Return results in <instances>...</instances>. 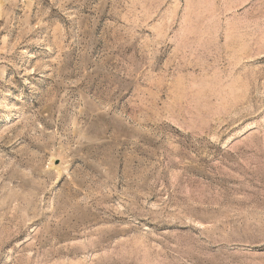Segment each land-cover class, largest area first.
I'll return each mask as SVG.
<instances>
[{"label":"rangeland","instance_id":"rangeland-1","mask_svg":"<svg viewBox=\"0 0 264 264\" xmlns=\"http://www.w3.org/2000/svg\"><path fill=\"white\" fill-rule=\"evenodd\" d=\"M0 264H264V0H0Z\"/></svg>","mask_w":264,"mask_h":264}]
</instances>
